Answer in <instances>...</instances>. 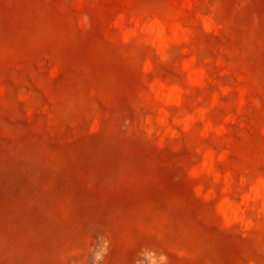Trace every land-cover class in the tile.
<instances>
[{
    "label": "rangeland",
    "instance_id": "rangeland-1",
    "mask_svg": "<svg viewBox=\"0 0 264 264\" xmlns=\"http://www.w3.org/2000/svg\"><path fill=\"white\" fill-rule=\"evenodd\" d=\"M0 264H264V0H0Z\"/></svg>",
    "mask_w": 264,
    "mask_h": 264
},
{
    "label": "clouds",
    "instance_id": "clouds-1",
    "mask_svg": "<svg viewBox=\"0 0 264 264\" xmlns=\"http://www.w3.org/2000/svg\"><path fill=\"white\" fill-rule=\"evenodd\" d=\"M96 259L99 260V259H101V257L99 255H97Z\"/></svg>",
    "mask_w": 264,
    "mask_h": 264
}]
</instances>
